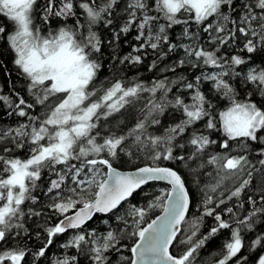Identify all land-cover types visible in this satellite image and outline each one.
<instances>
[{"label":"snow or ice","instance_id":"1","mask_svg":"<svg viewBox=\"0 0 264 264\" xmlns=\"http://www.w3.org/2000/svg\"><path fill=\"white\" fill-rule=\"evenodd\" d=\"M0 18V105L19 118L0 126V264H196L223 230L209 264H264V233L245 238L264 220V0H0ZM106 49L156 75L99 81ZM122 154L150 163L122 171ZM150 182L169 187L131 203Z\"/></svg>","mask_w":264,"mask_h":264},{"label":"trees","instance_id":"2","mask_svg":"<svg viewBox=\"0 0 264 264\" xmlns=\"http://www.w3.org/2000/svg\"><path fill=\"white\" fill-rule=\"evenodd\" d=\"M0 19H2V18H0ZM101 31L103 32L104 30L101 29ZM176 31L178 32L179 29L177 28ZM134 35H135V33H132L125 38L128 41L127 44H125L123 40L121 41V46H120L119 53H118L119 55L123 56L124 54H126L127 52H129L131 50V44L135 43V41L133 40ZM223 51H228L229 53L231 52L230 49L222 50V52ZM109 52H110V49H106L105 55L103 57L104 67L102 68L101 73L99 75V81H101V82H104L106 80H111V79H113L114 76L117 78H128V79H131L134 76H139L141 79L148 80V79H150L156 75V72H148L146 70L147 64L150 63L151 59H153L152 56H149L148 59L145 60L144 65H141V66L125 67L124 65H119L117 63L116 68H113L112 63L109 59V55H108ZM261 58H264V57H261V56L255 57L256 63H259ZM3 59L6 62L10 61V59H11L10 54L5 53L3 55ZM11 67H12V65L9 64V68H11ZM12 79L13 80L16 79L15 75H13ZM3 81H4V76H3V73L0 72V84H3ZM17 87H19V82H17ZM208 87H209V85L205 84L204 89L206 92H207ZM237 87H239V84H237ZM4 91L5 92L8 91V88L6 86L4 87ZM214 102H215V100H214ZM139 107H140V104H137V105H135V107H129V108H127V110H122L121 113L117 114L116 118L113 119V124H115L116 121H118V120H123L125 123L122 127H124L125 129L127 127H130L134 123V117L136 116ZM5 111H6V109L2 105H0V126L7 127V126L15 125L19 118L15 117V116L8 117V116L4 115ZM176 118H177V116H175V115L165 114V116L162 118V123L165 126H167L169 123H171ZM198 127H199V125H198ZM155 131H156V134H160L162 129H160L158 127ZM219 138H220L219 133H213V139H219ZM213 149L220 151V149H218L217 146H213ZM18 154L21 156L24 155L23 152H20ZM253 159H254V157H253ZM147 163H150V161L145 159L143 155H139V156L135 157L134 161H129L128 157L124 156L122 154L121 161H117L115 166H117L122 171H128V170H134L135 167H137V166L142 167ZM163 165L172 166V167L176 166L172 162H168V161H164ZM179 170L181 171V174L184 175V177L188 181L187 186L190 188L191 192L193 193V201H192V205L190 207L189 216L196 215V214H198L197 208L199 207L200 201L202 198L200 188H198L195 184H193V182H192L193 177H192V175L189 174L187 168H185L183 165H180ZM209 171H212V169L207 168V169L201 170V175L199 177V179L201 181L200 187H203V185L211 182V177H209L208 175L205 174L206 172H209ZM260 178L261 177L259 174H254V179H253V185L254 186L259 182ZM162 188L167 189V187L161 183H149L148 185H145L141 190H139L138 193L134 194V196L132 198H130L131 203L139 204V205L146 204L147 200L151 199L153 197V195H158L160 189H162ZM127 206L128 205L125 204L122 206V208H127ZM228 206H232V202H229ZM249 208H250V206L245 204V207L243 209H235V211L240 216H244L247 214V210ZM159 213H160L159 210H156L151 215L154 218L155 215H159ZM102 218L106 219L107 217L97 215L94 218V220L92 222H90V226L103 229V227H106V226L102 225V223H101ZM211 223H212L211 218H208L205 222L204 227L201 229V232L206 233L208 231V225H210ZM258 233H264V220L258 221L256 223L253 231L246 232L245 238L250 242L252 239L255 238V236ZM228 236H229V232L227 230H223L217 237H215L213 240L209 241L208 244L204 248H202L199 251V253L197 254L196 264H209V261L213 258L214 254L219 252L221 245L223 244L224 240L226 238H228ZM64 239H65L64 236L58 238L57 245L50 249V253H49L50 255L53 253H55V254L60 253L61 250L59 249L58 245ZM123 243L130 244L131 241L125 240V241H123ZM180 248H181L180 245H176L172 249V251L174 253L178 254ZM125 255H130V253L125 252ZM41 264H47V261H42Z\"/></svg>","mask_w":264,"mask_h":264},{"label":"water","instance_id":"3","mask_svg":"<svg viewBox=\"0 0 264 264\" xmlns=\"http://www.w3.org/2000/svg\"><path fill=\"white\" fill-rule=\"evenodd\" d=\"M130 171H132V170H130ZM151 183V182H150ZM157 183H163V184H165L167 187H169L166 183H164V182H157ZM97 215H103V214H97Z\"/></svg>","mask_w":264,"mask_h":264},{"label":"rangeland","instance_id":"4","mask_svg":"<svg viewBox=\"0 0 264 264\" xmlns=\"http://www.w3.org/2000/svg\"><path fill=\"white\" fill-rule=\"evenodd\" d=\"M193 167H195V164L192 165ZM189 172V171H188Z\"/></svg>","mask_w":264,"mask_h":264}]
</instances>
